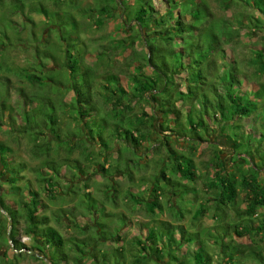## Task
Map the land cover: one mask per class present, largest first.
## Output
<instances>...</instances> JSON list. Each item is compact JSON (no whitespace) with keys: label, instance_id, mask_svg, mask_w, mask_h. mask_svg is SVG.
<instances>
[{"label":"trees","instance_id":"16d2710c","mask_svg":"<svg viewBox=\"0 0 264 264\" xmlns=\"http://www.w3.org/2000/svg\"><path fill=\"white\" fill-rule=\"evenodd\" d=\"M132 1L134 7L126 9L129 32L125 37L110 38L104 43H89L81 38L80 45L72 40L71 30V35L66 37L69 43L50 46L48 30L42 35L45 45L33 42L32 64L15 70L22 82L16 88L20 102L15 107L6 103L8 76L1 79L0 126L7 110L13 125L9 134L33 137L34 144L28 154L38 163L28 167L23 160L9 161L10 147L0 141V176L2 171L10 172L6 181L14 182L28 169L35 173L48 200L40 198V192L33 189L25 195L22 186L13 184L12 188L18 191L13 208L6 204L0 188V242L8 235L11 248L26 251L14 253L16 258H44L51 264H81L83 255L77 250L83 251L93 264H112L113 256H119L122 264H212V254L217 264H242L244 259L263 264L262 249L257 244L235 241V237L254 235L264 242V219L258 222L262 211H257L264 207L263 147L255 145L253 132L249 133L251 139L247 138L248 134L245 140V132L232 135L231 129L240 128L236 120L250 115L247 104L237 101L243 96L238 83L241 71L238 61L245 63L246 70L264 67V46L250 50V56H240L234 49L240 40L234 38L240 36L244 25L249 27L248 35L264 41V0H214L222 12H230L232 18L229 17L237 27L225 15H217L206 0ZM117 2L95 0L91 10L83 11L96 26L101 24V17L117 9ZM11 3L15 4V10L8 9L10 14L0 19V72L14 70L4 48L15 43L6 38L5 31L21 33L25 29L18 23V30L12 20L14 12L22 8L21 0ZM76 3L71 0L70 8L78 12ZM32 7L37 9L36 5ZM83 11L82 28H78L82 34L87 25ZM255 12L260 16H254ZM93 13L99 19L95 20ZM26 21L32 26L31 18L26 16ZM227 48L230 58L226 62L219 60ZM125 50L129 52L123 54ZM90 56L95 59L90 60ZM181 74H185L183 88L182 82L177 81ZM251 75L253 80L248 82L262 89L264 84L259 74L248 76ZM65 90L72 92L68 98ZM141 101L148 104L150 112L143 106L136 110ZM14 115L21 121L17 126ZM214 127L220 134L213 132ZM179 141L183 144L178 145ZM204 142L209 143L213 155L211 162L205 163L206 174L200 176L194 157ZM61 147L70 155L76 152V157H58ZM223 147L228 151L225 157ZM83 156L86 163L94 157L98 162L84 166ZM92 165H95L92 173L105 180L102 202L90 192H84L90 189L88 184L84 183L81 189L75 183L82 173L88 174L86 171ZM148 167L153 173L149 174ZM231 168L238 172V178ZM65 180L68 183L64 184ZM202 180L203 187H199L197 182ZM59 187L62 195L64 192L68 196L69 190L80 203L66 210L58 206L49 216L43 211L47 203L65 199L57 191ZM239 192L242 196L238 200ZM186 195H195V201L191 197L188 208L181 209L183 206L176 200L186 202ZM72 200L67 199L68 203ZM117 200L125 212L114 214L122 215L123 220L144 213L148 221L144 238L135 235L125 240L126 235L123 238L119 235L120 229L105 236L100 229L87 225L92 213L95 218L105 215L100 206L107 204L115 209ZM236 203L244 204V209L235 210L232 215L229 208ZM211 209L214 213L210 217L216 219L214 227L218 225L219 229L207 234L204 241L197 232L188 230L182 220L187 214L193 221L203 219ZM167 210L173 222L158 218ZM77 217L88 220L83 225L86 227L82 230L85 236L79 240L81 245L63 238L50 227L51 221L62 224L65 218L76 225ZM9 222L11 228L7 233ZM21 222L22 234L31 241L30 246L18 238ZM109 240L118 245L101 249ZM208 240L215 244V251L206 247ZM194 243L198 246L191 249ZM182 245L187 248L178 254ZM50 249L55 250L54 254ZM30 250L35 253L30 254Z\"/></svg>","mask_w":264,"mask_h":264},{"label":"rangeland","instance_id":"374dc122","mask_svg":"<svg viewBox=\"0 0 264 264\" xmlns=\"http://www.w3.org/2000/svg\"><path fill=\"white\" fill-rule=\"evenodd\" d=\"M117 5H115V7L117 8L116 10L114 9L110 14L101 17V24L98 25H94V22L91 21L92 23H90L89 18L87 17V15L85 14V12L83 10H86V13L91 10V8L94 6L95 0H76V5L79 6V8L77 9L78 12L75 9H71V0H21V3L19 6H22L21 10L18 11V13H15L12 15L13 16V22L16 23V26L18 28V23H20V27L24 28V31H22L21 29V33H15L12 29L5 31L6 34V38L10 39V41H14L15 45L14 46H9L7 48H4V50L6 51L7 57L9 58L8 61H10V63H13V68L14 70H10V72H0V83H1V79L3 78V76H8L9 82L7 83L6 88L8 89V93L9 96L6 98V103L7 105H10L12 107H15L17 105V103L20 102L19 96H18V92L16 90V88L18 86L22 85V82L20 81V78L17 76L16 71L18 68L17 67H24L26 65H30L32 64V57L31 55L34 52V43L35 42L37 45H45V43H43V33L46 35V31L50 30V41L52 42V44H50V46H57V45H65V43H69L70 40L69 38H66L67 35L68 37L71 35V30H73V41H78V43L81 45V41H79L81 38H83V40L89 41V43L92 42H105L106 40L110 39V38H120V37H125L126 34L129 32V26L126 25V23L128 22V17L126 14V9L127 8H132L134 7L133 1L132 0H117ZM123 1L125 4L122 5L119 2ZM208 2V4L210 5V7L213 8V10L215 11V13L217 15H225L226 17H228L227 19L232 22V26L237 27V23L234 22L231 18L230 12L226 11V12H222L218 6L219 3L215 2L214 0H206ZM116 4V3H115ZM32 5H36L37 9L35 7H32ZM15 4L11 3V0H4L3 2L0 3V19L3 18V16H7L9 13L8 9H13L15 10L16 7H14ZM32 7V8H31ZM31 8V9H30ZM41 9V10H40ZM23 11V12H22ZM82 11H83V15L86 17H84L87 21V25L84 27V32L82 34V31L78 28H82ZM46 14L48 16H46ZM95 15V20L99 19V17H97L96 13H93ZM56 15V17H52ZM11 16V17H12ZM26 16L31 18L33 21L30 23H28L26 21ZM231 18H230V17ZM254 16H260V14L258 12H255ZM10 18V17H9ZM74 20V21H73ZM75 20L77 22H75ZM34 22V24H33ZM125 22V23H124ZM251 24V23H250ZM32 27V28H31ZM242 29L239 31L240 32V36L239 37H235L234 39L236 40H240V42L238 44H235V50L238 51V55H248L250 56V50L253 49H260L261 46H264V41L259 40V38H256V35H248V30L249 27L246 26H241ZM78 29V34L76 33V30ZM19 30V28H18ZM65 31V32H63ZM258 31V29L256 30ZM35 34V38H39V40L35 39L33 37V33ZM259 35H263L262 32H257ZM49 34V33H48ZM47 34V35H48ZM57 34V36H56ZM65 37V40H63V38L61 39V35ZM18 35V36H17ZM44 35V36H45ZM17 38L19 40H17ZM42 40V41H41ZM92 40V41H91ZM33 44V45H31ZM93 45H89V48H92ZM129 51L125 50L123 52V54H127ZM3 53V52H2ZM122 54V55H123ZM232 55V53H231ZM253 59L254 56L252 54ZM119 60L122 59V56H118L117 57ZM230 58V50L229 48L226 49L225 55L223 56H219V60H225L228 61V59ZM90 60H94L95 58L93 56L89 57ZM255 60V59H254ZM238 69H240L241 71H239L238 76H240V81L238 83H241V85L239 86L243 96L242 97H238L237 101L240 100L242 104H247V110H249V116L245 117L243 119H239L236 120V122H239L240 128H235L234 130L231 129V134H235V132L237 134H240L243 132H245L244 134V139L247 140L251 139L250 136V132H253V141L255 143V145H259L260 144V148L263 147L262 152L264 153V137L262 139V135H264V87L257 85L254 86L251 85L249 81L253 80L252 78L254 76H248L250 74H259V77L261 78V83L264 84V67L258 69L259 71L254 70L251 71L250 70H246L245 69V63L238 61ZM251 71V72H248ZM246 72V73H245ZM243 74H246L247 76L244 77ZM184 75L185 74H181L179 75V77L177 78V81L182 82V86L181 88H183V83H184ZM67 76V75H66ZM258 78V77H255ZM27 88V87H26ZM28 89V88H27ZM235 92L237 93V89L235 90ZM65 95H67L66 97L68 98L72 92L69 90H65L64 92ZM252 100L255 102L254 104H252ZM251 102V103H250ZM179 104V103H178ZM145 107V109L147 110V112H150V109L148 107V104L145 103V101H141V105H136L137 109L139 110V107ZM26 108V107H24ZM186 110V109H185ZM247 113V114H248ZM9 112L6 110L4 112L3 115V123L0 126V141L7 144L10 148H9V152H10V156L8 157L9 161H21L23 160L24 163H26V165L28 167H32L37 165L38 161L37 160H33L31 159L30 155L28 154V150L31 146H33V137H29L27 135H20L19 137L17 136H11L9 134V130L10 128L13 126L12 122L10 120V116H9ZM13 115V114H12ZM15 123L14 125L17 126L18 124L21 123L20 118L17 116H13ZM248 118V119H247ZM68 122L67 119L65 120V123ZM72 131H76L72 129ZM213 132H217V134H220V131H218V129H216L214 127V131ZM250 137H247L246 136ZM255 134V135H254ZM259 135V136H258ZM83 137V135H82ZM214 138V134L211 136V139ZM183 144L182 141L178 142V145ZM209 143L208 142H204L199 146V150L198 152L195 154L194 160H195V166L198 169L197 174H199L200 176L205 175L206 174V170H205V163L206 162H211L212 159V152L211 149L208 147ZM229 147V146H228ZM225 147H223L224 149ZM180 149V148H179ZM227 148H225L223 151V157H225L228 153V151L226 150ZM96 151V150H95ZM7 152V153H9ZM87 152L91 155L92 152L90 150H87ZM58 157H76V152L73 153L72 155L68 154V152L66 151L65 147H61L58 149V153H57ZM114 156H117L116 154ZM242 157L246 158V155H244V153H242ZM111 158V157H110ZM89 160V159H88ZM246 162H248V160H245ZM98 162V158L94 157L93 160H89L88 163L85 162V156L82 157V164H84V166H88L89 163L93 164V163H97ZM249 163V162H248ZM95 168V165H92V167L90 169H87L86 172L87 173H82L79 176V179H75V183H78V186L83 189L84 183L88 184V186L90 187V189H87L84 192H90L92 194V196H94L95 199H97V201H101L102 202V190L104 189L103 184H105V180L99 175V174H95L92 173L93 169ZM149 169L148 172L149 174L153 173V170L148 167ZM233 172H236V170H234L233 168H231ZM63 170V169H62ZM147 172V171H146ZM142 174V172L140 173ZM9 176H11L10 172H5L3 173L2 171V175L0 176V188L2 191V197L5 200L6 204H8L11 207H16V199L18 197V191L14 190L12 188L13 184H15L16 186H22L24 189V194L26 195L28 193L29 189H33V190H37L40 192V198H42L43 200H48L45 199V195H44V191L41 188V184L37 181L36 179V175L35 173L31 172L28 169H25L24 171H22L19 174V178L15 179L14 182H7L6 180L9 178ZM235 177L238 178V172L235 173ZM203 179V178H202ZM123 182H125V179H121ZM68 183V180H65L64 184ZM199 187H203V180L197 182ZM60 186H63L62 184ZM111 188V187H110ZM111 190V189H109ZM57 191H59L60 196L65 197V199L63 200L62 198H60V200H56V202L52 203V202H48L47 203V208H45L43 211L45 214L52 216L53 213H55L58 209V206L63 209H70L72 208V206H74V204L76 203L77 205L80 203L79 198L72 195L71 192H69V190H67V195L65 196V193L63 192V195L60 193L62 191V188H57ZM82 192V197L84 196ZM112 192H110L111 194ZM238 200L239 198H241L242 194H240V192L238 193ZM207 195V194H206ZM189 198H188V197ZM197 196H200V192H197ZM67 197V198H66ZM195 201V195H186V198L184 199V201L181 203L180 199H177L176 201L179 203V205L183 206L181 207V209L184 208H188V203L190 200ZM77 198V199H76ZM67 199H74L71 202L68 203ZM86 200V199H85ZM189 200V201H188ZM84 200H82L83 202ZM87 201V200H86ZM85 201V202H86ZM60 202V203H58ZM118 202V206L117 208L115 207V209H112L109 205H105L104 206H100V210H104L105 215L101 216V217H94L93 213L92 216H90V220L91 222L87 225H92V229H100L102 231V233L106 236L109 235V233H115L116 231L119 230V235L121 236V238H123L124 235H126L125 240H128L130 238H132L133 236H139L141 238H144L146 235V221L147 218L144 217V213L143 212H139L137 215L135 216H131L130 219L127 220H123L122 215H118V213L114 214V212H125L124 209H122V204L121 201L117 200ZM192 203V202H191ZM191 206V205H190ZM244 209V204L242 203H236L234 204L232 207L229 208L230 213L232 215H234L235 210H242ZM62 210V211H63ZM85 211V209L83 210ZM258 212L262 211L264 212V207H259L257 209ZM0 212H2L0 210ZM103 212V211H102ZM208 216L206 215L203 219L197 220V221H193L191 219V217L187 214L185 215L184 219L182 220V222L185 224V227L190 230L191 232H197L200 236L201 239H203L205 241L207 237V234L209 233H216L217 226L214 227V220L216 219H212L210 217V214L213 215V211L208 210ZM261 212L262 215H264ZM77 213V211H75V214ZM110 213V215H109ZM4 214V212H3ZM258 219V222L264 219V216H262ZM158 218L161 220H168L173 222V217L171 212H169L168 210L165 211L164 213H160L158 215ZM1 221V218H0ZM87 219L83 218V217H77L76 218V225L69 223V221L65 218L63 220L62 224H57L54 221L50 222V227H53L55 230H57L60 235L63 236V238H67L70 240H75V243L80 244L79 240L81 238H83L85 236V234H82V230L86 227L83 226L87 223ZM148 222V221H147ZM177 223V222H175ZM65 224L67 226H65ZM22 229H23V222H21L19 224V231H18V238H20V240L22 242H24L27 246L31 245V241L25 237L22 234ZM80 231V232H79ZM91 234V233H90ZM176 237H178V235L176 234ZM6 238L8 239V235H6ZM4 238L2 242H0V264H47V262L44 259H39V260H35L31 257L28 256H20V258H16L13 254L17 253L13 250V248H11L10 246H12V242H7V239ZM235 241L237 243H241V244H248V243H255L258 245L259 248L262 249V254L264 256V242L263 240L261 241L259 239L258 236H254V235H247V236H243V237H235ZM225 241H227V239H225ZM69 242V241H68ZM206 243V247L208 248V246L210 248H212L214 251L216 249L215 244L212 243L211 240H208ZM252 243V244H253ZM8 244V245H7ZM72 245V244H71ZM118 244L117 242H113V240H109L106 242V245L102 246L101 249H108L111 247H116ZM69 246V245H68ZM197 244H191L190 248L191 249H195L197 248ZM100 248V247H99ZM187 247L185 245L181 246V251H178L177 253H183V251L186 249ZM67 250V249H66ZM54 249H50V253L54 254ZM21 252H26L25 249ZM77 252L81 255H83V258L81 259V264H93L90 261L87 260V258L84 257V252L82 251V253H80L78 250ZM112 264H116L118 261L119 263L122 264L121 259L119 258V256H113L112 258ZM246 263V264H261L258 262V260H253V259H244V261H242L241 263ZM128 263V262H127ZM262 263L264 264V261H262ZM212 264H217L216 262V257L215 254H212Z\"/></svg>","mask_w":264,"mask_h":264},{"label":"water","instance_id":"95a60500","mask_svg":"<svg viewBox=\"0 0 264 264\" xmlns=\"http://www.w3.org/2000/svg\"><path fill=\"white\" fill-rule=\"evenodd\" d=\"M0 210L2 211L1 207H0ZM10 228H11V223L9 222V227H8V231H7V233H9ZM13 250H14L15 252L23 251V250H15V249H13ZM29 252H30V254H34V253H35L33 250H30ZM43 259H44V258H43ZM44 260L47 262V264H51V263H49L46 259H44Z\"/></svg>","mask_w":264,"mask_h":264}]
</instances>
